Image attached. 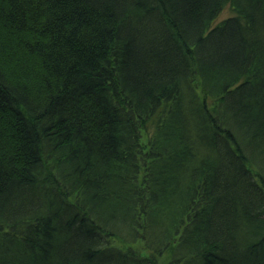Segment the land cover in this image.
<instances>
[{
	"label": "trees",
	"instance_id": "obj_1",
	"mask_svg": "<svg viewBox=\"0 0 264 264\" xmlns=\"http://www.w3.org/2000/svg\"><path fill=\"white\" fill-rule=\"evenodd\" d=\"M0 264H264V0H0Z\"/></svg>",
	"mask_w": 264,
	"mask_h": 264
},
{
	"label": "rangeland",
	"instance_id": "obj_2",
	"mask_svg": "<svg viewBox=\"0 0 264 264\" xmlns=\"http://www.w3.org/2000/svg\"><path fill=\"white\" fill-rule=\"evenodd\" d=\"M233 14H234V12L232 11L231 7L226 6L222 10V12L218 15V17L214 20V24L216 22L221 21L222 19H224L226 17L232 16ZM150 128H152V127H150ZM150 132H151V130H150ZM146 139H147L146 130H142V137H141L142 142L145 143ZM115 243L119 244L120 246H122L124 248H128L129 247V245L124 243V242L116 241ZM130 246H133V247L141 250L142 249V242L137 243V244H130ZM169 256H170L169 252H167L166 254L163 255V257L161 258L160 262H166L167 259L169 258Z\"/></svg>",
	"mask_w": 264,
	"mask_h": 264
}]
</instances>
